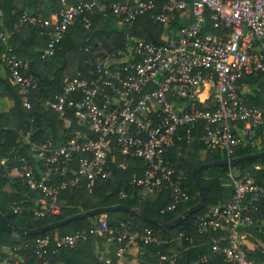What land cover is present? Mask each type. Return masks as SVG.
<instances>
[{"label":"built area","instance_id":"built-area-1","mask_svg":"<svg viewBox=\"0 0 264 264\" xmlns=\"http://www.w3.org/2000/svg\"><path fill=\"white\" fill-rule=\"evenodd\" d=\"M61 4L55 22L50 17L39 20L23 15L24 21L47 29L49 42L42 59L55 54L72 24L79 22L88 28L96 15L113 16L119 26L146 16L162 26L164 33L157 41L136 38L114 51L103 48L100 41L89 45L87 72L64 79L61 90L42 103L61 116L68 109L74 111L80 129L69 140L60 145L51 140L37 144L31 130L20 131L22 139L31 143L36 163L16 155L10 178L37 193L30 209L34 218L60 214V193L68 186L76 189L84 180L91 189L98 180L111 178L110 162L117 154L123 157L119 167L126 165L127 158L141 160L143 177L132 183L144 186L143 195L169 190L171 202L162 212L173 210L189 199L184 186L187 174L167 155L177 140H192L196 128L201 129L199 138L205 150L225 153L227 158L240 145L264 146V111L249 103V95L260 89L255 81L260 79L264 89V0H61ZM0 37L7 40L8 36L0 33ZM0 61L22 94L23 105L29 107L28 96L38 79L23 71L24 62L10 44ZM1 162L8 164L10 158L3 157ZM261 170L264 163L242 173L227 172L233 185L231 198L210 207L194 222L196 233L211 235V252L189 264H210L215 254L229 264H264V259L249 257L245 245L250 212L264 199ZM121 194L126 196L124 191ZM96 231L106 244H116L120 260L136 242L192 241L182 231L171 237L153 227L133 228L127 222L113 228L107 213L99 215ZM87 237L84 230L75 231L56 240L49 250L57 253ZM51 243L49 236H43L13 248L2 246L0 264H23L18 251L31 246L41 264H51L45 254ZM254 250L264 254L263 237L256 239ZM157 254L161 262L176 264V254Z\"/></svg>","mask_w":264,"mask_h":264},{"label":"trees","instance_id":"trees-1","mask_svg":"<svg viewBox=\"0 0 264 264\" xmlns=\"http://www.w3.org/2000/svg\"><path fill=\"white\" fill-rule=\"evenodd\" d=\"M68 1L74 3L80 0ZM61 8V0H0V33L8 36L7 40L0 37V54L7 44H10L13 52L24 62L23 71L33 74L38 79L37 87L32 89L28 96L30 106L26 107L22 102V94L18 87L10 82L5 70V75L0 76V211L9 220L23 228L41 226L91 208L116 204H128L140 209L148 216L164 221L176 218L199 199L197 185L192 178V170L203 162L228 157L225 153H212L208 150L204 157L201 156L200 150L205 149V145L199 138L202 134L200 128L194 129L192 140H177V146L167 155L168 159L187 174L184 186L188 191L189 199L178 203L173 210L162 212V209L171 202L169 190L143 195L144 186L132 183L133 179L143 177L142 161L127 158L126 165L119 167L118 164L123 157L118 154L114 161L110 162L113 173L111 178L98 180L91 189L86 186V181L82 180L76 189L68 186L61 190L63 209L57 215L34 218L30 209L33 206L32 199L37 193L18 179L11 181L10 172L17 164L14 160L16 155L27 157L32 164L36 163L31 155L32 145L22 139L20 131L31 130V138L37 144L51 140L54 145H60L69 140L74 131L80 129L72 109H68L61 116L54 110L46 109L42 103L44 98L61 90L66 76L73 77L79 72H87L90 57L89 45L96 46V41H100L103 48L114 51L123 48L136 38L157 41L160 34L164 33L162 26L148 20L146 16L132 22L131 25L119 27L113 16L96 15L92 17V24L88 28L79 22L72 24L55 54L42 59L40 55L49 42V35L45 31L47 29L39 24L24 21L23 15L27 13L39 20L50 17L55 22L58 20ZM0 65H2L1 61ZM255 83L260 86V89L249 95V103L264 111L263 82L259 79ZM260 150H264V146L244 144L236 149L232 157ZM3 157H9L10 162L2 163ZM258 163H264V157L199 170L198 178L205 190L206 204L174 227L165 228L120 209L107 213L108 224L113 228L127 222L133 228L153 227L171 237L177 236L182 231L192 236L191 242L185 238L166 245L155 243L144 245L142 242H136L125 258L120 260L115 254L116 244H106L105 237L96 231L100 214H95L74 219L54 229L36 234H19L0 219V248L2 246L13 248L25 240L49 236L52 243L45 254L51 264H168L161 262L157 251L162 254H176V264H189L211 252V235L196 233L194 222L197 217L206 214L210 207L231 198L233 185L229 181L227 172L233 170L236 173H242ZM73 167L77 168L76 162L73 163ZM259 177L260 180L264 179V170L259 171ZM56 180L58 182L59 179ZM122 191L126 193V196H122ZM17 207L19 209L15 210ZM250 216L252 222L247 227L249 243L246 245V251L249 257L261 260L264 259V254L255 251L254 244L258 237L264 238V234L259 231L264 230V199L256 202ZM78 230H84L88 237L79 241L74 247L59 248V251L53 254L50 252L49 249L55 247L56 240ZM218 234L219 232L213 233L215 236ZM143 249L145 252L141 254L140 250ZM18 253L24 257L23 264H41L34 246L21 248ZM209 262L210 264H229L219 254L212 256Z\"/></svg>","mask_w":264,"mask_h":264},{"label":"water","instance_id":"water-1","mask_svg":"<svg viewBox=\"0 0 264 264\" xmlns=\"http://www.w3.org/2000/svg\"><path fill=\"white\" fill-rule=\"evenodd\" d=\"M256 157H264V150H260L254 153L250 154H244L240 156H234L230 158H223V159H217L213 161H208V162H203L201 164H198L193 170H192V178L194 179L198 193H199V199L198 201L190 206L188 209L183 211L180 215H178L176 218L170 220V221H164L160 220L151 216H148L144 212H142L140 209L132 207L128 204H116V205H111V206H103V207H96V208H91L85 211L78 212L76 214L67 216L65 218L56 220L54 222L44 224L41 226L33 227V228H23L21 226H18L14 221L9 220L1 211H0V219L5 222L7 225L11 226L15 232L19 234H36V233H43L45 231H48L50 229H54L60 225H64L66 223H69L73 221L74 219L81 218V217H86L90 215H95V214H101V213H108L111 210L115 209H120L124 210L133 214H136L140 216L143 220L152 222L154 224H158L162 227L165 228H170L178 225L180 222H183L186 220V218L190 215L195 213L196 211L202 209L205 204H206V194L205 190L203 188V185L198 178V171L204 168H209L213 166H224V165H233L236 164L240 161L246 160V159H251V158H256Z\"/></svg>","mask_w":264,"mask_h":264},{"label":"crops","instance_id":"crops-1","mask_svg":"<svg viewBox=\"0 0 264 264\" xmlns=\"http://www.w3.org/2000/svg\"><path fill=\"white\" fill-rule=\"evenodd\" d=\"M3 75H5V71H4V68L0 65V76H3ZM68 77L69 76H66L64 79H66ZM205 153H206V150L205 149H201L200 150V154H201L202 157L205 156ZM248 238H249V236L247 237V240H246L245 245H247L249 243V239Z\"/></svg>","mask_w":264,"mask_h":264},{"label":"rangeland","instance_id":"rangeland-1","mask_svg":"<svg viewBox=\"0 0 264 264\" xmlns=\"http://www.w3.org/2000/svg\"><path fill=\"white\" fill-rule=\"evenodd\" d=\"M119 27H122V26H119Z\"/></svg>","mask_w":264,"mask_h":264}]
</instances>
